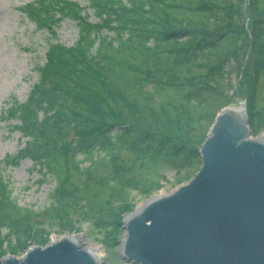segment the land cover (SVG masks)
<instances>
[{"label": "trees", "instance_id": "trees-1", "mask_svg": "<svg viewBox=\"0 0 264 264\" xmlns=\"http://www.w3.org/2000/svg\"><path fill=\"white\" fill-rule=\"evenodd\" d=\"M84 1L21 8L48 39L27 100L0 115L16 119L25 140L0 161V235L31 239L33 223L51 213L66 225L74 217L107 223L145 184L123 151L160 157L176 172L198 170L199 149L236 94L253 136L264 130V0ZM64 20L78 33L70 47L57 40ZM231 61L233 71L239 62L234 88ZM24 159L55 183L47 207L22 206L13 195L4 169Z\"/></svg>", "mask_w": 264, "mask_h": 264}, {"label": "water", "instance_id": "water-1", "mask_svg": "<svg viewBox=\"0 0 264 264\" xmlns=\"http://www.w3.org/2000/svg\"><path fill=\"white\" fill-rule=\"evenodd\" d=\"M201 166L173 193L126 219L121 252L132 264H264V140L245 103L218 112L199 149ZM73 237L3 264H98Z\"/></svg>", "mask_w": 264, "mask_h": 264}, {"label": "rangeland", "instance_id": "rangeland-1", "mask_svg": "<svg viewBox=\"0 0 264 264\" xmlns=\"http://www.w3.org/2000/svg\"><path fill=\"white\" fill-rule=\"evenodd\" d=\"M34 1L37 0H0V115L15 101L23 103L27 100L38 79L35 67L44 63L48 33L46 30L37 29L21 11L23 6ZM73 1L83 7L87 6L84 0ZM87 13L91 15L92 12L87 10ZM94 20L91 16V21ZM235 21L239 23V20ZM56 32L57 40L67 47L74 45L78 38L75 23L71 20L62 21ZM233 66L231 61L228 64L231 72L228 78L234 88L239 62L234 71ZM228 93L231 92L228 90ZM261 98V101H264L262 95ZM233 103V106H237L236 99ZM16 124L17 120L13 118L0 120L1 162L7 156L15 157L24 146L25 140L14 128ZM260 136L264 137V130L257 135ZM123 156L126 162L132 165V176L141 178L145 184L129 190L127 202L118 205L119 209L107 223L99 221L97 225L96 219L74 217L71 225H66L61 224L50 212V215L38 218L37 222L33 223L38 235L31 239L26 238L22 232L11 233L6 237L7 232L4 230L0 235V253L3 254L0 261L9 255L21 258L34 246L45 248L65 237H77L84 249L96 250L101 264H132L124 260L120 247L126 235L124 229L126 219L150 199L169 195L180 185L188 183L201 165L198 170L193 167L189 171L176 172L160 157L140 158L127 151H123ZM4 175L9 180L14 190L13 195L20 205L33 206L36 210L48 206L49 195L53 192L55 183L51 179L42 182L40 173L33 169L29 159L20 160L16 166L6 167ZM132 209L134 211L130 212Z\"/></svg>", "mask_w": 264, "mask_h": 264}, {"label": "bare ground", "instance_id": "bare-ground-1", "mask_svg": "<svg viewBox=\"0 0 264 264\" xmlns=\"http://www.w3.org/2000/svg\"><path fill=\"white\" fill-rule=\"evenodd\" d=\"M261 140H264V137L263 136H260L259 137ZM74 239L73 240H75V242L79 245V246H82L81 244H80V242H79V240H78V238L77 237H73ZM122 244L123 243H121V246H122ZM120 246V247H121ZM85 250H87V249H85ZM88 252L96 259V261H97V263L98 264H101L100 263V257H99V255L97 254V252H96V250H93V249H89L88 250Z\"/></svg>", "mask_w": 264, "mask_h": 264}]
</instances>
